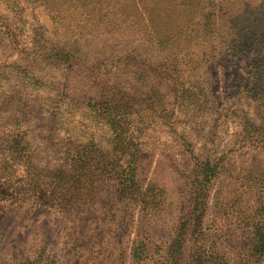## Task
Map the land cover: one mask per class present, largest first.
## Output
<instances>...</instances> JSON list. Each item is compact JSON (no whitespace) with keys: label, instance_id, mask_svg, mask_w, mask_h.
Masks as SVG:
<instances>
[{"label":"rangeland","instance_id":"obj_1","mask_svg":"<svg viewBox=\"0 0 264 264\" xmlns=\"http://www.w3.org/2000/svg\"><path fill=\"white\" fill-rule=\"evenodd\" d=\"M0 264H264V0H0Z\"/></svg>","mask_w":264,"mask_h":264},{"label":"trees","instance_id":"obj_2","mask_svg":"<svg viewBox=\"0 0 264 264\" xmlns=\"http://www.w3.org/2000/svg\"><path fill=\"white\" fill-rule=\"evenodd\" d=\"M41 1V0H40ZM62 52H64V49H62V48H60L59 46H53V47H51L47 52H44L45 54H41V56H40V58L41 59H45V57L47 56V55H49L50 57L51 56H53V57H57L58 55H60ZM50 100H51V97H47V98H45L43 101H44V103H46V102H50ZM44 105V104H43ZM98 113H100V110L98 109ZM53 116H54V118H57V116H58V114L57 113H53ZM111 134H113V133H111ZM116 147L118 148V146H117V143H116ZM120 147H122L121 145H120ZM57 154V153H56ZM116 173V172H115ZM117 176H119L120 177V179H122V181H125L124 180V178L123 177H121L119 174H116Z\"/></svg>","mask_w":264,"mask_h":264}]
</instances>
